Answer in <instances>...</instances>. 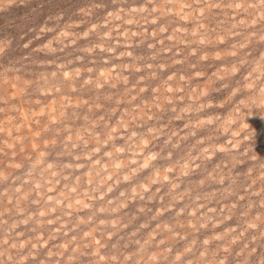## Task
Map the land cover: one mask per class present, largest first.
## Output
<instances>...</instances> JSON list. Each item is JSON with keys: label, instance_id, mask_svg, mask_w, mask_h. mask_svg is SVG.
<instances>
[{"label": "rangeland", "instance_id": "374dc122", "mask_svg": "<svg viewBox=\"0 0 264 264\" xmlns=\"http://www.w3.org/2000/svg\"><path fill=\"white\" fill-rule=\"evenodd\" d=\"M0 264H264V0H0Z\"/></svg>", "mask_w": 264, "mask_h": 264}]
</instances>
